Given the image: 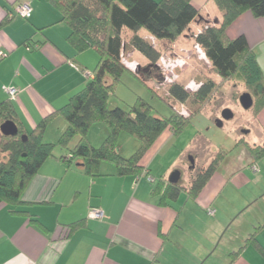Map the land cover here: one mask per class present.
<instances>
[{
  "label": "crops",
  "instance_id": "crops-1",
  "mask_svg": "<svg viewBox=\"0 0 264 264\" xmlns=\"http://www.w3.org/2000/svg\"><path fill=\"white\" fill-rule=\"evenodd\" d=\"M22 2L31 7L29 18L14 11ZM192 3L209 24L221 23L222 14L212 0ZM191 27L202 29L198 20L186 31ZM69 31L47 0H0V103L11 102L16 121L26 131L82 89L89 81L85 73L97 64L96 50L73 49ZM226 32L230 38L245 37L264 73V16L245 11ZM138 34L161 48L145 30ZM179 39L166 47L173 48ZM125 45L126 54L140 66L148 63L128 42ZM209 70V78L216 81L220 76L211 66ZM5 87L17 89L15 98L9 99ZM250 122L255 139L243 141L263 145L264 107L252 113ZM65 126L56 117L43 141L56 142ZM179 136L165 130L141 158V172L122 176L103 163V175L91 177L77 163L62 161V151L55 149L25 187L18 208L0 203V264H264V155L253 160L245 146L237 155L226 153L195 198L186 189L189 179L180 175L179 195L161 203V192L153 189L159 179L168 180L170 167L165 169L157 158L170 138ZM90 207L100 208L104 217L90 218ZM81 220L83 225L67 235L68 225ZM261 225L255 237L263 253L255 245L243 246Z\"/></svg>",
  "mask_w": 264,
  "mask_h": 264
},
{
  "label": "trees",
  "instance_id": "trees-1",
  "mask_svg": "<svg viewBox=\"0 0 264 264\" xmlns=\"http://www.w3.org/2000/svg\"><path fill=\"white\" fill-rule=\"evenodd\" d=\"M47 1L60 12L61 21L69 27L67 41L73 49L80 53L92 48L98 52L99 58L85 86L72 94L62 107L40 120L31 131H26L16 121L11 102L0 103V125L5 121H12L17 128L16 134L10 136L0 132V151L5 153L0 160V203L14 208L22 204L21 195L25 187L44 162L54 156L57 148L62 151L59 157L62 161L70 165L77 163L91 177L103 175V163L112 165L115 175L140 173L143 169L139 164L141 158L163 132L170 130L174 136H179L187 120L198 112L188 111V115H182L178 104L188 100L201 103L216 87L211 78L198 81L200 84L193 91L186 90L184 84L179 82L169 84L165 98L174 110L169 118L154 115L149 104L142 98H137L128 110L109 107L111 93L126 69L142 80L139 71H132L123 62L126 46L124 32L131 34L128 45L148 59V63L139 70L150 72L156 68L164 46L172 44L193 21H204L192 0ZM212 1L222 14L221 23L215 26L203 22L202 29L194 34V41L201 47L213 71L222 80L238 79L243 82L245 92L253 98L250 110L256 114L264 107V73L245 37L239 35L230 38L226 29L245 11H250L257 18L263 17L264 0ZM140 29L161 42V48H156L149 40L141 37L138 34ZM156 78L161 79L159 73ZM148 79L152 78L143 77L142 81ZM56 117L63 119L66 126L56 142H45L43 135ZM98 122L107 127L108 133L101 145L95 147L87 138V132ZM123 133L135 138L139 144L129 157L122 156L120 152L119 138ZM74 137L77 141L74 146L69 147ZM244 146L253 160L264 155V144L251 145L244 141ZM225 154L224 151H219L206 166L199 169L193 167L194 172L190 171L186 188L189 196L195 198L200 193ZM182 187L180 178L176 183L159 179L153 192H161L160 200L164 203L165 199H175ZM19 212L29 215L25 211ZM83 223L81 220L68 225L67 235ZM263 225L255 227L243 246L255 245L263 253L255 237ZM242 247L231 252L230 257L236 256Z\"/></svg>",
  "mask_w": 264,
  "mask_h": 264
},
{
  "label": "rangeland",
  "instance_id": "rangeland-1",
  "mask_svg": "<svg viewBox=\"0 0 264 264\" xmlns=\"http://www.w3.org/2000/svg\"><path fill=\"white\" fill-rule=\"evenodd\" d=\"M198 21L200 27H203V22L209 24V21ZM196 32L195 28L191 27L189 31H185L179 36L180 39L176 46L171 49L165 46L161 51L165 60L173 62L179 60V63H181L180 60H184V65L177 66L174 71L181 84H192V82L195 84L203 79H209L210 74L213 75L212 70H209V60L194 41ZM130 35V33L124 32V43H127ZM150 42L155 44L154 39ZM124 59L131 64H136V71L141 73L142 78L151 77L152 79L143 82L126 69L120 82L111 93L109 107H122L128 110L137 98H142L149 104L154 115L169 118L174 110L165 98L168 83L161 82L160 79L156 78L158 73L160 78L163 76L159 66L157 65L150 72L141 71V69L139 70L141 67L139 62L126 54L125 50ZM215 83L216 87L211 95L201 103L188 100L182 104L183 110L187 113L198 112L187 120L178 139L170 138L159 154L161 157L157 158L158 164L165 169L167 166L170 167L168 177L174 170H179L182 178L189 179L191 170L194 172V168L199 169L206 166L219 151L237 155L244 146L243 140L251 143L255 139L253 125L250 122L252 111L242 108L239 103V95L246 91L243 82L238 79L222 80L220 77H216ZM172 103L176 104V102ZM178 106L181 108L179 104ZM224 108L231 110L232 118L227 120L221 118V111ZM218 119H221V126L217 125ZM97 126H103L105 129L97 128ZM107 133V127L98 122L89 128L87 138L93 146L98 147ZM76 139V137L72 139L69 147L75 145ZM119 146L122 156L129 157L135 152L139 144L135 138L123 133L119 138ZM4 154L0 151V160L4 158ZM220 154L222 155V153ZM190 158L194 162L193 169L190 168Z\"/></svg>",
  "mask_w": 264,
  "mask_h": 264
},
{
  "label": "built area",
  "instance_id": "built-area-1",
  "mask_svg": "<svg viewBox=\"0 0 264 264\" xmlns=\"http://www.w3.org/2000/svg\"><path fill=\"white\" fill-rule=\"evenodd\" d=\"M14 11L17 15L21 16L22 18H29L31 15V7L28 3L26 2H22V3H18L15 5L14 7ZM196 46L198 48L201 49V47L196 43ZM4 53L0 51V57L3 56ZM165 57L163 56V54L161 53L158 62L156 64V66H159L160 71L162 72V77H161V82H166L169 84L172 83H176L179 82L176 74H175V68H177V66H181V64L184 65V60H180L181 63H179V60H175L173 61H169V60H165ZM123 62L126 65L127 68L131 69L132 71H136V64H131L129 62H127L124 57H123ZM174 68V70H173ZM86 75H90V72H86ZM199 82H196L195 84L192 82V84H184L185 89L188 91H193L195 90L198 86H199ZM4 90L7 92V94L9 95V99H13L15 98L16 94H17V89L14 87H5ZM180 113L182 115H188V113L183 110V105L180 104ZM253 169H256V166H253ZM208 213L210 215L214 214V210L213 209H208ZM88 216L90 218H95V219H102L104 217V213L100 208H96V207H92L89 209L88 212Z\"/></svg>",
  "mask_w": 264,
  "mask_h": 264
},
{
  "label": "water",
  "instance_id": "water-1",
  "mask_svg": "<svg viewBox=\"0 0 264 264\" xmlns=\"http://www.w3.org/2000/svg\"><path fill=\"white\" fill-rule=\"evenodd\" d=\"M239 103L242 106V108L244 109H250L253 105V98L252 96L248 93V92H243L239 95ZM233 114L231 112L230 109L228 108H224L221 111V118L222 119H230L232 118ZM217 125L221 126L222 122L221 119H218L217 121ZM0 132L5 135V136H10V135H14L17 132V128L15 126V124L12 121H5L0 125ZM194 167V162L193 159L190 158V168ZM180 171L179 170H174L171 175L168 177V181L170 183H176L179 178H180Z\"/></svg>",
  "mask_w": 264,
  "mask_h": 264
},
{
  "label": "flooded vegetation",
  "instance_id": "flooded-vegetation-1",
  "mask_svg": "<svg viewBox=\"0 0 264 264\" xmlns=\"http://www.w3.org/2000/svg\"><path fill=\"white\" fill-rule=\"evenodd\" d=\"M241 140V139H240ZM244 142V141H243Z\"/></svg>",
  "mask_w": 264,
  "mask_h": 264
}]
</instances>
